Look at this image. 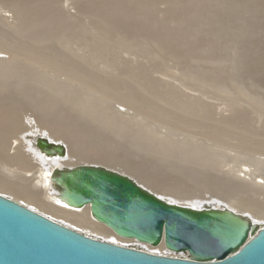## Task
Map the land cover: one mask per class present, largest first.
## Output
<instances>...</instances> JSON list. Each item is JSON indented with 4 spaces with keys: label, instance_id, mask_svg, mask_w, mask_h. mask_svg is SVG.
Here are the masks:
<instances>
[{
    "label": "bare ground",
    "instance_id": "6f19581e",
    "mask_svg": "<svg viewBox=\"0 0 264 264\" xmlns=\"http://www.w3.org/2000/svg\"><path fill=\"white\" fill-rule=\"evenodd\" d=\"M78 1L81 3V0H76L75 3ZM84 1L83 7L88 3ZM88 1L90 6L87 12L89 8L93 10L92 13L91 11L88 13L89 15L83 13V7L82 14L79 12L81 9L79 7V10L70 13L67 10V12L65 10L51 11L43 5L42 1L40 4L32 2V6H24L25 3L21 1L12 0L10 6L12 5L13 16H9L11 18L8 20L7 17H0V195L20 202L35 212L86 235L123 246H136L144 251L163 256H174V254L165 251L163 244L152 247L134 240L119 238L108 228L94 221L88 207L73 209L59 202L54 195L51 183L55 168L66 167L67 169L82 164L101 165L133 178L139 185L156 196H159L160 192L176 190L184 181L191 183L190 186L194 184L192 187L198 192V189L211 190L217 185L225 189V191H217L219 195L233 192L238 196L237 199L233 197L234 201L228 199L229 210L248 215L254 221L263 223L260 226H264V175L257 176L255 175L256 169L245 167L240 171L242 175L236 179L232 176L231 182H228L225 178L226 173L220 177L211 173H202L204 171L193 173L185 171L187 168L184 164L190 163L191 159L198 156L201 151L200 147L184 143L185 141L169 140V138L167 141L169 144L166 142L171 130L205 129L209 132L210 140L218 145L235 147L236 150L247 153L248 157L249 155L251 157L252 155L264 156V130L263 133L261 132L264 128L260 127V131L257 130L259 123L264 127V0H163L164 3L160 2L161 5L167 6L168 4L165 7L168 8V14L165 12L168 15V21L165 24L168 23L169 26L167 24L164 28L167 29L170 24L172 28H175V30L165 31L169 30L168 32L174 37L171 40L173 47L182 49L181 53L180 50L179 53L172 51L175 61L178 64L184 63L182 59L188 57L192 63L205 62L206 66H209L207 80L197 78L200 70L196 75L191 69V71L187 69V74H180V77L178 75L179 85L184 87L196 78L200 83L207 81L206 92L220 94L221 112L218 117L214 115L211 104L203 101L201 97L191 96L173 84L150 77L145 71L134 68L130 71L131 63L117 52L122 50L121 54L128 53L130 48L124 47L123 43H127L126 34L129 31L123 28L121 32L128 31L126 34L122 32L124 35L122 33L115 35L110 29L116 27L117 31V28L119 30L125 23L121 22L124 19L122 15L123 19L119 16L120 21H118L122 26L117 27L118 24L117 26L113 24L116 18H112L111 15L115 10L119 14L118 3L112 5L114 8V12L110 14L112 19L107 17L113 21L106 19L107 24L111 26L108 28L106 20L101 18L104 8L99 11L102 6L100 5L99 8L96 0ZM101 1L104 2V0ZM116 1L114 0L115 3ZM119 1L121 5H124L122 2H127V0ZM145 1L148 4L151 1V4L148 5L144 3ZM145 1L141 0L144 3L142 4L139 0L140 5L136 4V6L139 5L138 9L144 10L150 5L154 7V11L151 10L153 12L160 9L155 4L156 0ZM130 4L132 3L129 2L127 5L129 10L131 9ZM121 5L118 7H122ZM106 6V9L108 8L111 12L108 5ZM204 7L207 10L205 19L210 31V42H207L209 47L207 45L204 49H190L183 39L187 37L190 23L192 27L195 26L197 15H202L204 19L205 11L200 12ZM97 8L99 9L96 11ZM108 10H105L107 14ZM121 10L120 14H122ZM129 10L125 12L129 13ZM131 10L129 16H132L133 10ZM146 11L150 12L147 9ZM136 12L134 13L138 17V12L137 14ZM153 12H151V18ZM147 13H141L142 22L154 25L159 19L154 20L155 22L151 21ZM165 13L159 14L163 22L167 16L164 15ZM161 15L164 20L161 19ZM77 16L84 20L89 19L90 23L83 24L84 20L83 23L79 22L80 19L76 18ZM99 19H102V22ZM149 23H147L148 26H150ZM161 25L155 24L158 27ZM148 28L145 27L146 30ZM108 29L114 38L115 36L118 38L113 39L109 31L107 32ZM151 29H148V34L146 30L144 32L150 37L149 42L156 47L159 45L161 56H163L164 51L161 50L160 40L166 45L169 44L168 46L170 43L162 40L161 29L158 30L159 34L156 32L158 36L154 34L155 31H152L154 29ZM137 31V34L139 31L142 32V28ZM150 31L155 35L154 38H151L153 34ZM141 34V36L144 35ZM166 37L168 40V36ZM144 38L146 40L147 37L144 36ZM145 40L142 39L143 46L146 45ZM114 42L115 48L117 44L119 45L117 49L122 48L114 49ZM128 44L129 46L136 44V48H142L141 42L138 45L137 43L131 44V42ZM147 45L151 49L148 41ZM162 45L164 46L163 43ZM123 47L126 51L124 53ZM133 47L130 51L134 49L139 53ZM164 48L168 47L164 46ZM170 48L167 54L171 52L172 47ZM147 49H145L143 60L146 55L147 58L151 57L147 59L150 61L155 58L154 55L159 50L156 51L154 47L152 49L154 53L150 52L149 55L148 52L146 53ZM141 53V57H138L139 54L135 57L142 59ZM151 53H153V58ZM201 53L208 55L207 60L196 59L195 55ZM215 54L219 55L218 58L215 56L217 61L212 58ZM152 61L155 63L156 59ZM199 78L202 76L199 75ZM200 83L197 82V85H202ZM93 97L98 101L100 99L103 105L109 102L119 103L124 107L126 114L135 117L141 114L142 122L147 119H150V122L153 121V124L150 123L153 129L133 128L134 130H131L130 121L125 118L126 114L116 112L117 116L121 117L118 119L115 114L113 116L109 113L107 110L109 106L104 109L102 107L99 113L97 109L99 105L95 106ZM86 116L93 118L95 124H99L95 121L99 120L100 125H103L101 128L105 129L104 132L96 129L97 125H95V131L91 125L93 121L85 118ZM86 119L87 123H84ZM160 125L161 128L166 129V132L159 131ZM39 137L62 143L67 150L66 158L53 161L41 157L35 145L36 138ZM146 142L153 143V147H151L152 144L147 145ZM131 147L136 150V153L137 150L142 152L143 149L145 158L151 157V160L153 158L156 160L153 164L148 161L150 164H146L149 166H146L148 172H144L147 168L143 169L142 163L145 162L140 159V156L139 163H135L137 165L128 164L132 153H130ZM100 154H104V157ZM173 154L182 156L184 161L174 160L173 157L176 156ZM126 158H128V163ZM111 166L119 167V169ZM179 174L181 176H177ZM258 177L261 178L258 179ZM187 205L183 207L199 209L198 205Z\"/></svg>",
    "mask_w": 264,
    "mask_h": 264
},
{
    "label": "water",
    "instance_id": "95a60500",
    "mask_svg": "<svg viewBox=\"0 0 264 264\" xmlns=\"http://www.w3.org/2000/svg\"><path fill=\"white\" fill-rule=\"evenodd\" d=\"M47 160H63L66 147L35 141ZM59 202L89 208L91 218L119 238L174 256L153 254L86 235L0 195V264H264V226L223 206L170 204L133 178L101 165L55 168Z\"/></svg>",
    "mask_w": 264,
    "mask_h": 264
},
{
    "label": "rangeland",
    "instance_id": "374dc122",
    "mask_svg": "<svg viewBox=\"0 0 264 264\" xmlns=\"http://www.w3.org/2000/svg\"><path fill=\"white\" fill-rule=\"evenodd\" d=\"M14 1H16V0H14ZM19 1H21L22 3H25L24 4V6H32V2H33V4H34V2H38V4H40L41 2L40 1H42L43 3V5H45V7H48V8H50L51 9V11L53 10V11H61V10H65V12H70V13H74L75 11L74 10H79L80 8V10H79V12L82 14V4L84 5V3H85V1L84 0H81V3H80V1H78V3H75L76 2V0H19ZM30 1H32V2H30ZM112 0H110V1H105L104 0V2L103 1H101L100 0V2H99V0H96L95 2H97V3H99V4H97V6H99V8H100V5L102 6V8H97L96 9V11L99 9V11L101 10H103V8H104V14H106V15H104L102 12H101V18L103 19H107V17L109 16L110 18H111V16H112V18H116V22H113V24H115L116 26H117V24H118V26L117 27H120V26H122V24H121V22H125V23H123V27H121V28H119V30H118V28H117V31H116V27H115V29H114V27H112V28H110L111 30H112V32L116 35V33L118 34V33H120V35H121V33L123 32L124 34H126L128 31H129V33H127L126 35H127V38L126 39H128V40H126L127 41V43H123V45L125 44V46L124 47H129L130 49H131V47H135L136 46V44L134 45V44H132V43H137V45H138V43H140L141 42V47L142 48H136L137 49V51H139V53H137L136 51H134V47L132 48L133 49V51H130V49H129V51H128V53H124V52H126V51H124V47H123V53L124 54H121V52H122V50H121V52L120 51H117V52H119V55L121 56V57H123V58H125V59H127L128 60V62H130L131 63V65L129 66V63H128V66H129V69H131L130 71H132V69L134 68V69H136V70H141V71H145V72H147V74L150 76V77H153V78H156V79H159V80H162V81H164V82H168V83H170V84H173L174 86H177L178 88H180V90H182L183 92H185V93H187V94H189V95H191V96H199V97H201L202 98V100L203 101H205V102H209L210 104H211V106H212V108H213V111H214V115L216 114L217 115V117L220 115V110H221V107L219 106V104H220V94H214V93H212L211 94V92H206V90H207V88L205 87V85H206V82L207 81H205L204 83H200L199 81H198V79L200 80H207L208 78H209V71H208V67L209 66H206L207 64L203 61V60H207V58H208V55L206 56L204 53V55L201 53V54H198V55H195V57H196V59H203L202 61L205 63V65H203L204 63H202V62H200V64L199 63H192V61H190L191 59L190 58H186V59H188V60H186V59H182V61H185L184 63H186L185 64V66H184V63H179L178 64V62H176L175 61V59H174V53H172V51L174 50V51H176V52H178L179 53V50H180V53L182 52V49H180V48H178V49H176V48H174L173 47V44H172V42H171V40L174 38V37H172L171 36V34H170V32H168L169 30H175V28H172L171 27V24H170V27H168L169 26V24L168 23H166L165 24V22H167L168 20H167V18H168V8H165V7H167L168 6V4H167V6L166 5H161L160 4V2H163L164 3V1L163 0H161V1H158V0H153V1H155V2H157L158 3V5H157V3H155L156 4V6H158L160 9H158V10H156V12L157 11H159V13H158V16H159V18H157L158 16L156 15L157 13L156 12H153L154 11V7H153V5H150V6H148L146 9L147 10H150V12L148 11V13H147V11H146V9H144V10H142V8H140V9H138V7H139V5H140V3H142V4H144V3H147L148 4V2H146L145 0V2L143 3V2H141V0H140V3H139V0H137V2H136V0L135 1H133V0H127V2H122L123 0H121V2H122V4L124 3V5H121L120 4V1L119 0H115L116 1V3L114 2V0L111 2ZM133 1V2H132ZM143 1V0H142ZM147 1H149V0H147ZM153 1H152V4H153ZM88 2V3H87ZM102 2V3H101ZM106 2H110L109 4H107ZM134 3L135 5H132V4H130V8L133 10H131L132 12H131V14H132V16H129L130 15V10H129V7L127 6L128 5V3ZM136 2V3H135ZM151 1H149V4H151L150 3ZM7 3H9V4H7ZM35 3V4H36ZM46 3V4H45ZM52 5H51V4ZM86 3H87V5H85L84 7H83V13L85 12L87 15H89L88 13H90V11H91V13L93 12V10H91V8H89V11L87 12V10H88V7L90 6L89 5V1L88 0H86ZM118 3V6L119 5H121L123 8H124V10H123V8L122 7H118L117 6V8H119V10H118V12H119V14H120V10H121V13L122 14H118L117 12H116V10H115V12H114V8H113V6H114V4H117ZM127 3V4H126ZM10 4H12V0L10 1V0H0V17L2 16V17H7V20L8 19H10L9 18V16H13V9H12V5L10 6ZM76 6H75V5ZM81 5V7H80V5ZM136 4H139V5H137L136 6ZM147 4H145V5H147ZM148 4V5H149ZM10 7H9V6ZM106 5H108V7L111 9L110 11L111 12H109V10H108V8L106 9ZM113 5V6H112ZM116 6V5H115ZM127 6V7H126ZM132 6V7H131ZM155 6V8H158V7H156ZM78 7H79V9H78ZM136 7V8H135ZM134 8V9H133ZM153 8V9H152ZM167 9V11H165V9ZM138 9V10H137ZM164 9V11L163 12H160V10H163ZM203 9V8H202ZM200 10V12H204L205 11V15H204V19H202V15H200L199 14V16L197 15V18H196V23H195V26L194 27H192V25H191V23H190V28H189V31H187V37H185V39H183V41L186 43V45L188 46V48H190V49H204V47H207V45H208V43L207 42H210V31H209V27H208V25H207V23H206V19H205V16H206V18H207V10H206V8L204 7V9L203 10ZM67 10V11H66ZM105 10H108V14H107V12L105 11ZM127 10V12H128V10H129V13H126L125 11ZM142 10V11H141ZM151 10H153V11H151ZM138 12V17L135 15V13L134 12ZM141 11V12H140ZM114 12V14L115 13H117V14H115V15H117V17L113 14V15H111L110 16V14L111 13H113ZM137 12H136V14H137ZM145 12L148 14V16H149V19L151 20V21H154V20H158V21H154L155 22V24H159V25H161V24H163V25H161V27H158V26H155V24L154 25H152L151 23H149V22H145V23H143L142 22V17H143V15L142 14H145ZM151 12H153V14H152V18H151ZM167 14H166V13ZM142 13V14H141ZM156 13V14H155ZM160 13H162V15H163V13H165L164 15H167L166 16V19H165V21L163 22V21H161L160 20ZM129 14V15H128ZM142 16H141V15ZM122 15H123V18H122ZM127 15V16H126ZM161 15V19L162 20H164L163 19V16ZM104 16H106V17H104ZM119 16H121V19H123V20H121V22H120V24H119V22L118 21H120V18H119ZM129 16V17H128ZM134 16H136L135 18H134ZM128 17V18H127ZM76 18H78V19H80L79 20V22H82L83 23V18H81V17H79V16H77ZM111 18V19H112ZM128 19L127 21H125L126 19ZM129 18H133L132 20H130ZM157 18V19H156ZM165 18V17H164ZM102 19H99L100 21L102 20ZM111 19H107V20H109L110 22L111 21H113V20H111ZM117 19H119V20H117ZM138 19H139V21H138ZM13 20V19H12ZM11 20V21H12ZM93 20V19H92ZM107 20H106V25H107V27L110 25V24H107L108 22H107ZM134 20H136V21H134ZM140 20H141V22H140ZM90 21H91V18H90ZM129 21H131V23L129 22ZM134 21V22H133ZM137 21L139 22V23H137ZM10 22V21H9ZM14 22V21H13ZM91 22H93V21H91ZM102 22V21H101ZM161 22V23H160ZM163 22V23H162ZM199 22V23H198ZM90 22H89V19H85L84 20V23L83 24H89ZM136 23V24H135ZM147 23H149V25L150 26H148V24ZM93 24H94V22H93ZM98 24V23H97ZM112 24V23H111ZM138 24V25H137ZM168 24V26H167V29H169L167 32L165 31V30H167L166 29V27L164 28V26L165 25H167ZM114 25V26H115ZM125 25V26H124ZM140 25V26H139ZM143 25H145V26H143ZM94 26H95V24H94ZM98 26H99V24H98ZM143 26V27H142ZM149 28H148V27ZM109 27H111V26H109ZM108 27V28H109ZM138 27V28H137ZM140 27V28H139ZM145 27L146 28H148L149 30H150V28H152V29H154V30H152V31H155L154 32V34H156L157 36H158V34H159V29H161L160 31L162 32H160L161 34V37H163L162 38V40H165V41H167V42H169L170 43V46H168V45H166L165 44V42L163 41V42H161V38H159V37H157L159 40H160V46H162V49L161 50H163L164 52L162 53V55L163 56H161V51H160V48H159V45L156 47L155 45H153V43H151V42H149V40L148 39H150V37L148 36V35H146L145 34ZM158 27V28H157ZM198 27H199V29H198ZM205 27V28H204ZM97 28V27H96ZM101 28V27H100ZM124 28V29H123ZM137 28V29H136ZM141 28H142V32H140L139 30H141ZM156 28L158 29V30H156ZM163 28V29H162ZM115 30V32H114V30ZM128 30L127 32H124V31H122L121 32V30ZM146 30V32H147V34H148V31L149 30ZM136 30H138L137 32H138V34L136 33ZM163 30V31H162ZM206 30H208V31H206ZM109 31V29L107 30V32ZM119 31V32H118ZM165 31V32H164ZM177 31V30H176ZM112 32L111 31H109L108 33H110V35L112 36ZM151 32V31H150ZM149 32V33H150ZM158 34H157V33ZM122 33V34H123ZM141 33H143L144 35L143 36H141L142 34ZM152 34H153V32H151ZM151 33H150V35H151ZM168 33V34H167ZM123 34V35H124ZM135 34V35H134ZM153 34V36H151V38H154L155 37V35ZM162 34H167L166 36H168V40H166V36L164 37V35H162ZM169 34H170V36H169ZM137 35V36H136ZM140 35V36H139ZM144 36H146L147 38H146V40H145V38H144ZM208 36H209V38H208ZM124 37V36H123ZM122 37V38H123ZM137 37V38H136ZM112 38L113 39H115V38H118V36L116 37L115 36V38L112 36ZM120 39V38H119ZM123 39H125V37L123 38ZM142 39H143V41L145 40L146 41V45H147V41H148V44H150L149 46L151 47V49L148 47V45L146 46V45H144L145 46V48L143 49V42H142ZM156 39V38H155ZM157 39V40H158ZM114 41H116V40H114ZM125 41V42H126ZM128 42H131V46H129V44H128ZM162 43L164 44V46H166V47H168V48H164L163 49V45H162ZM207 43V44H206ZM144 44H145V42H144ZM123 45H121V46H123ZM152 45L156 48V51H157V49L159 50V51H157V54H159L158 52H160V54H159V56H157V54L156 55H154L155 56V58H153V53H154V50H152V49H154V47L152 48ZM218 45H219V43H218ZM113 46H114V49H116V50H120L122 47H120V48H118L117 49V47H119V45L117 44V46H116V48H115V42L113 43ZM147 47H148V49H147ZM170 47H172V50H171V54L170 53H166L167 51H170ZM208 47H209V45H208ZM135 49V50H136ZM139 49V50H138ZM140 49H143V50H140ZM145 49H147L146 50V53L147 54H149L150 55V52H153V53H151V55H152V58L153 59H150V61H148L147 59H149V57L147 58L146 57V55H145V58H146V60H145V58H144V60H143V57H144V54H145ZM125 50H127V49H125ZM150 50V51H149ZM115 52V51H114ZM116 52V53H117ZM142 52V53H141ZM140 53H141V55H142V59L140 58V59H138V57H141L140 56ZM187 54H188V52H186ZM191 53V52H190ZM115 54V53H114ZM138 54H139V56H138ZM116 55H118V53L116 54ZM135 55L136 56H138V57H135ZM170 55H172V56H170ZM2 56H5L4 54H2ZM188 56V55H187ZM215 56L218 58L219 57V55L218 54H215L212 58H214V60L216 59L215 58ZM137 58V59H136ZM151 58V57H150ZM158 58V59H157ZM173 60H172V59ZM156 59V61H155V63H152L153 61L152 60H155ZM190 59V60H189ZM218 59H216V61H217ZM147 61V62H146ZM187 61H189V63L187 62ZM149 62V63H148ZM202 63V64H201ZM188 64V65H187ZM191 64H192V66H191ZM199 64V65H198ZM187 65V66H186ZM197 65V66H196ZM131 66H133V67H131ZM189 66V68H187ZM205 66H206V68H205ZM185 68H186V70H185ZM193 68V69H192ZM187 69H189V71H191L192 70V72H195L196 73V75H197V72L199 71L200 73H199V75L200 76H202V78H199V75H197V78H196V76H195V78H196V80L194 79V81L193 80H191L190 81V83L191 84H187V85H185L184 87H182V86H180L179 85V78H178V75H179V77L184 73V75L185 74H187V72H188V70ZM191 69V70H190ZM195 69V70H194ZM182 70V71H181ZM205 70H207L206 72H205ZM201 71H203L202 72V74H201ZM208 72V73H207ZM181 74V75H180ZM101 75H103V73H101ZM113 77H115V78H119L117 75H113ZM112 77V78H113ZM197 82L198 83H200V84H202V85H200V86H198L197 85ZM192 83H194V84H192ZM196 83V84H195ZM197 85V86H196ZM93 98H95V97H93ZM96 99V100H95ZM95 99H93V101H95L94 102V104H95V106H96V104H98L97 106V109L99 110V113H101L100 111L102 110L101 108L103 107V109H104V107H107V106H109V107H111V108H109V107H107V110L109 111V113H111V114H113V116H114V114H115V116H116V118H118V117H120V116H117L118 114L116 113V112H121V113H123V115L124 114H126V112H125V110H124V107L122 106V105H120L119 103H113V102H109V103H104V105H103V103H101V100L99 99V101H98V99L97 98H95ZM98 103H97V102ZM105 104H107L106 106H105ZM119 104V105H118ZM99 107H100V109H99ZM109 108V109H108ZM106 109V108H105ZM111 109V110H110ZM112 111H114V112H112ZM139 116L137 117H135L134 115H130V114H126V116H125V118L128 120V121H130V129L131 130H134V129H138V128H140V129H143V128H145V129H153V126H151L150 125V123H152L153 124V121H151L150 122V119H147L146 121H148V122H146V121H141V118H140V115L141 114H138ZM113 116H112V118H113ZM84 118V117H83ZM85 118H89V117H85ZM121 118V117H120ZM120 118H118V119H120ZM140 118V119H139ZM122 119H124V118H122ZM125 119V120H126ZM82 121H84L83 119H81ZM89 120H92L93 122V124L91 123V125H92V127H94V130L96 131V129H101V130H103V132H104V128H101V126L103 127V125H100L101 124V122L99 121V120H95L96 122H99V124L98 123H94V119L93 118H89ZM152 120V119H151ZM89 122V124H90V121H88ZM84 123H87V119L85 120V122ZM257 123V122H256ZM259 123V122H258ZM156 124V123H155ZM95 125H97L96 127V129H95ZM99 125V126H98ZM256 125V124H255ZM159 127V126H158ZM256 127V126H255ZM264 128V127H262L261 125H260V123L259 124H257V130H259L260 131V129L261 128ZM134 128V129H133ZM155 128V127H154ZM129 129V128H128ZM164 128H161V125H160V127H159V131H162V133H164V132H166L165 130L166 129H164ZM97 130V131H98ZM264 129H262L261 130V132L263 131ZM105 133H106V131H105ZM263 133V132H262ZM170 134V136H167V140H166V142L168 141V138H169V140H178V141H185L184 143H191L192 145H194V146H197V147H200V149H201V151L198 153V156L196 157V158H194V159H191L192 161L190 162V163H187V164H184V166L187 168V169H185V171L187 170V171H191L192 173L194 172V171H204V172H202V173H208V174H214V175H217V176H220V177H222V176H224V174L226 173V180L228 181V182H231V180H232V176L236 179L238 176H240V175H242V173H240V171H242V170H244V168L245 167H249L250 169H253V170H255L256 172H255V175H264V156H259L258 157V155H257V157H256V155L254 156V155H252L253 157H251V155H249V157L245 154V152H240V150H236V148L234 147H225V146H221V145H218V144H216V143H214L213 141H211L210 140V138H209V136H208V134H209V132L208 131H206L205 129H203V130H197V129H190V130H188V131H172L171 130V133H169ZM168 134V135H169ZM37 139V138H36ZM166 139V138H165ZM143 142V141H142ZM165 141H164V143H166ZM145 143V142H144ZM168 144H169V142H167ZM146 144L147 145H150V144H152L151 145V147H153V143H147L146 142ZM133 147V146H132ZM132 147H131V149H130V155L131 156H129V163H128V158H126V161H127V163L128 164H130L131 163V165L133 164H135V163H139V160H138V158H139V156H140V159H142V161L143 162H145V163H142V165H143V169L144 168H147V169H144V172H148V165H150V164H153V163H156V160L153 158L152 160H151V157H147V158H145V155H143V149H142V152H141V150L139 151V150H137V153H136V150L135 149H132ZM145 147V146H144ZM136 154V156L134 155V154ZM140 154V155H139ZM101 156H103L104 157V154H100ZM107 155V154H106ZM174 156H176V157H173L174 158V160L176 159V160H180V161H184V158L182 157V156H180V155H175V154H173ZM181 158H180V157ZM134 157H135V159H134ZM141 157H143V158H141ZM203 157V158H202ZM257 158V159H256ZM147 160V161H146ZM150 160H151V162H150ZM132 161V162H131ZM148 161H149V163L150 164H148ZM153 161H155V162H153ZM147 162V163H146ZM146 164H148V165H146ZM135 165H137V164H135ZM110 166V165H109ZM146 166H148V167H146ZM60 167V166H59ZM111 167H114V166H111ZM114 168H116V169H119V167H114ZM189 169V170H188ZM146 170V171H145ZM231 170V171H230ZM232 170H233V172H232ZM224 172V173H223ZM229 173V174H228ZM177 176H181L180 174L179 175H177ZM230 176V177H229ZM259 178H261V177H258V179ZM231 179V180H230ZM258 181V180H257ZM192 183H194V182H192ZM189 184H191V183H188L187 181H184L183 183H181V185H179L178 187H177V189L176 190H170V191H164V192H160L159 193V197H161V198H163V199H166V200H168V202H171V203H174V204H176V205H180V206H188L187 204H189V205H193V206H197V208H200V204H206V206L207 207H216V208H220V207H223V206H225V207H227V208H230L229 207V205H230V203H229V201H228V199L230 200V201H234V199H237V195L235 194V193H233V192H231L230 194H227V195H219L218 194V192L217 191H219V190H222V191H225V189H223L222 187H217V185L216 186H213V188H211V190H203V191H201L202 189H198L199 190V192L197 191V189H195V188H193L192 186H194V184L193 185H189ZM210 191H211V194H212V192H214V194H210ZM204 192V193H203ZM161 193H163V194H161ZM233 197H234V199H233ZM226 198V199H225ZM191 205V206H192ZM221 205H223V206H221ZM166 251V250H165Z\"/></svg>",
    "mask_w": 264,
    "mask_h": 264
}]
</instances>
